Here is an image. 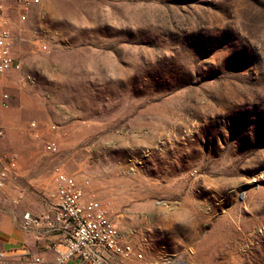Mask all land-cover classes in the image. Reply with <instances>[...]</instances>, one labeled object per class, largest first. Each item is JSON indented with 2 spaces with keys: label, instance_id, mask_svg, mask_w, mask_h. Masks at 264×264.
<instances>
[{
  "label": "rangeland",
  "instance_id": "374dc122",
  "mask_svg": "<svg viewBox=\"0 0 264 264\" xmlns=\"http://www.w3.org/2000/svg\"><path fill=\"white\" fill-rule=\"evenodd\" d=\"M1 1L22 69L0 76V235L61 164L147 259L264 264V0Z\"/></svg>",
  "mask_w": 264,
  "mask_h": 264
},
{
  "label": "built area",
  "instance_id": "2783aa9c",
  "mask_svg": "<svg viewBox=\"0 0 264 264\" xmlns=\"http://www.w3.org/2000/svg\"><path fill=\"white\" fill-rule=\"evenodd\" d=\"M18 1L22 20H27L30 6L40 2ZM3 11L4 3L0 0V76L22 69L13 51V33L2 17ZM0 106L7 108L8 104L2 100ZM30 127L39 138L37 122H31ZM52 127L55 129V126ZM5 137V127L0 123V190L19 175L18 155L4 150ZM43 142L45 152H59L56 139H43ZM88 183L77 181L61 164L55 165L54 192L48 211L42 215L27 212L19 220L23 232L33 233L36 240L50 242L53 258L46 259L40 252L32 251L26 243L9 247L0 241V264H191L186 250L174 252L163 248L157 256L147 259L145 252L120 230L107 210L87 193ZM23 195L20 192L18 199H22Z\"/></svg>",
  "mask_w": 264,
  "mask_h": 264
},
{
  "label": "crops",
  "instance_id": "0c3cea01",
  "mask_svg": "<svg viewBox=\"0 0 264 264\" xmlns=\"http://www.w3.org/2000/svg\"><path fill=\"white\" fill-rule=\"evenodd\" d=\"M54 191L51 190L50 196H52ZM51 200V197H50ZM49 203H46V207L42 210V213L48 211ZM21 215L14 214V219L17 222L16 227H13L6 235H0V241L2 245L9 247L20 246L24 243L28 244L32 251L40 252L48 260L52 259L54 252L50 246V242L47 240H36V237L33 233H25L21 230L19 220L22 217ZM73 264V262H72Z\"/></svg>",
  "mask_w": 264,
  "mask_h": 264
}]
</instances>
